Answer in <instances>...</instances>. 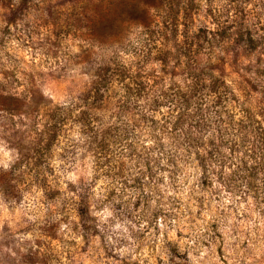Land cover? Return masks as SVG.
Instances as JSON below:
<instances>
[{
  "label": "clouds",
  "instance_id": "clouds-1",
  "mask_svg": "<svg viewBox=\"0 0 264 264\" xmlns=\"http://www.w3.org/2000/svg\"><path fill=\"white\" fill-rule=\"evenodd\" d=\"M19 2L14 0L16 4ZM164 3L165 0H157L155 7H162ZM238 3L249 10L246 26L259 32L255 21H264V0H238ZM219 6L225 13L235 11L231 0H219ZM45 12L34 5L25 19L18 20L20 31L6 48L0 49V84L8 83L6 69L27 67L22 62L17 64L24 43L23 33L28 30L25 24L35 28ZM136 24L142 30L145 28L142 22L136 21ZM75 28L87 32L89 26L76 24ZM16 35L20 36L19 40ZM122 38V32L95 35L88 45L92 50L87 54L75 45L66 49L60 62L49 65L46 75L35 81V99H31V105L46 104L53 98L50 83L55 76L47 75L52 73L71 85L68 92L55 97L57 103L64 111L75 110L78 101L74 90L101 78L115 60V57H104V50L111 46L113 53L120 51ZM7 51L13 58L5 56ZM217 51L223 55L222 50ZM24 55L31 56L30 50ZM240 70L255 85L256 95L264 99V59L256 54ZM29 106L22 103L20 112H16L0 104V113L9 117L0 123V253L10 264H26L22 254L29 249L35 253L37 264H124L132 259L144 264L145 258L149 264H156L157 259L162 264H264V170H258L255 187H249L247 178L237 179L235 183L230 180L233 172L239 176L240 157L251 152L254 132L247 139L243 134L234 135V140L243 141L245 146L234 157L236 163L224 169L223 179L219 164L209 161L207 178L211 187L204 188L200 185L204 174L201 165L184 143L186 135L198 137L201 133L196 129L173 133L170 127L167 131L160 127L152 130L145 125L132 129L131 120L127 124L121 121L122 126L129 127L128 143L133 145L135 155L129 157L127 154L132 150L124 145L120 151L114 150V163L126 161L129 184L135 176L142 178L141 187H124L103 175L104 170L98 167L100 161L91 150L96 136L112 121L96 123V133L86 131L82 122L75 121L70 124L71 134L65 136L48 165L38 170L37 178V172L29 166L33 146L17 134L28 123L22 113ZM160 111L167 113L169 109ZM212 136L213 132H208L203 138ZM223 152L230 155L228 147ZM245 159L249 165L260 163L259 157ZM147 164L151 165V179ZM44 177L59 189L58 195L50 193ZM113 190L116 195L109 199L108 194ZM137 199L141 200L139 209L135 208ZM197 199L203 200L204 218L192 217ZM89 201L91 207L87 208L86 219L81 218L77 224L75 209L79 205L87 207ZM84 223L90 227L85 229ZM212 223L219 226L217 231L222 240L212 230ZM181 231L185 235L178 237ZM53 237L57 249L49 248ZM38 241H45L43 247ZM176 243L180 245L178 252L185 256L183 260H178L171 251ZM221 245L225 249L223 258L217 253Z\"/></svg>",
  "mask_w": 264,
  "mask_h": 264
},
{
  "label": "rangeland",
  "instance_id": "rangeland-1",
  "mask_svg": "<svg viewBox=\"0 0 264 264\" xmlns=\"http://www.w3.org/2000/svg\"><path fill=\"white\" fill-rule=\"evenodd\" d=\"M156 4L157 0H40L39 3L37 0H20L19 4L14 3V0H0V49L6 48L12 37L20 31L18 20L25 19L34 5L36 9L46 10L42 18L37 20L35 28L25 24L28 30L23 33L24 43L18 53L17 64L22 62L27 67L6 69L4 75L8 83L0 84V104L15 109L16 112H20L22 103L30 105L22 113L28 123L21 130H17V134L26 138L33 146L29 155V166L37 172V178L38 170L48 165L63 144L65 136L71 134L72 122L79 121L85 126L90 123L94 129L86 131L95 133L96 123L110 120L112 123L103 131L108 139L103 150L106 158L101 161V164L105 162V166L101 168L104 170L103 175L119 181L124 187H141L140 176L133 177L132 184L128 183L129 169L126 161L114 163V150L120 151L126 145L132 150L127 155H135L133 145L128 143L131 137L129 127L139 129L141 125H145L152 130L155 127L162 128L167 119L165 117L172 115L170 118L173 120L178 112L187 111L191 118L194 116L197 119L204 113L216 121V125L206 129L197 128L201 135L193 138L200 139V144L193 142L196 148L190 149L199 162L196 149L211 151L213 147H218L217 151L213 149L216 159L212 163L219 164L221 179L224 169L231 168L236 163L234 157L239 148L245 146L243 141H235L234 135L243 134L247 139L250 132L255 133L251 152H245L240 157L239 176L236 172L230 176L232 183L237 179L247 178L249 187H255L258 170H264V99L256 95L255 85L244 78L243 71L238 69L246 67L256 54L264 59V47H261L264 45V21H255L259 25V32L246 26L249 22V10L240 5L238 0H231L235 11L227 13L222 11L219 0H165L163 6L158 8L155 7ZM136 21L142 22L145 28L140 29ZM76 24L88 25L89 29L87 32L78 31ZM202 29L208 30V38L196 37ZM120 32L123 33L120 51L113 53L109 46L102 54L108 58L115 57V60L107 68L108 91L102 89L104 97L101 100L96 102L94 94L91 93L96 81L95 84L84 83L74 90L78 101L76 109L62 110L55 97L68 92L71 85L58 75L47 73L55 76L50 83L54 96L49 103L31 105V99H35V81L46 75L49 65L60 62L66 49L75 45L87 54L92 50L88 45H91L93 36ZM15 38L19 40L20 36L16 35ZM77 41L81 43L76 44ZM217 49L222 50L223 55ZM28 50L31 56L24 55ZM5 56L13 58L10 51L5 52ZM122 71L126 73V80L120 74ZM104 73L105 71L102 75ZM216 80L219 81L214 87ZM134 81L144 82L147 87L140 98L130 104V108L124 109V85L133 84ZM155 99L159 103L150 107ZM140 101L145 103L141 105ZM93 104L99 110L96 116L92 111L88 116V110L92 109ZM162 108H168L169 111L161 113ZM141 117L143 120L140 121ZM191 118L187 120L186 127L193 121ZM7 119L8 116L0 113V123ZM128 120L132 122L129 127L121 125V121L127 124ZM167 124L172 127V121ZM208 132H213V147L210 144L211 138H203ZM100 138L101 136L99 140ZM225 147L230 149V155L223 152ZM91 150L95 151L93 144ZM198 153L202 157L206 155L204 150ZM245 157H259L260 163L249 165ZM146 167L149 178H153L151 165L147 164ZM201 170L204 174L200 178V185L204 188L211 187L207 178L208 171H204L202 167ZM43 179L47 182L46 177ZM47 186L53 196L59 194V189L53 187L51 182H47ZM108 195L111 199L116 191L113 190ZM140 204L141 200L137 199L135 208L139 209ZM88 207H91V201L88 202L86 208ZM203 208V200L197 199L192 217L204 218L201 211ZM78 209L79 206L75 209L78 213L76 223L80 224L81 218L86 219V215L80 214ZM89 227V223H84L85 229ZM218 227L215 223L211 224L217 238L222 240V235L217 231ZM184 235L183 231L177 234L178 237ZM38 243L43 247L45 241ZM179 247V243H176L171 251L178 260H183L185 256L178 252ZM49 248L57 249L54 237ZM17 251L19 252L18 249ZM217 253L223 258L225 249L222 245L217 248ZM22 256L26 264H37L35 253L31 249ZM0 264H10L2 253ZM124 264H140V260H126ZM144 264H149L146 258ZM156 264H162V261L157 259Z\"/></svg>",
  "mask_w": 264,
  "mask_h": 264
},
{
  "label": "trees",
  "instance_id": "trees-1",
  "mask_svg": "<svg viewBox=\"0 0 264 264\" xmlns=\"http://www.w3.org/2000/svg\"><path fill=\"white\" fill-rule=\"evenodd\" d=\"M208 33L209 32H208L207 29H202V30H199V34H197L196 37L198 39H201V38H205L206 39V38H208V36H207ZM187 47H189V44L187 45ZM120 74H121V76H123L124 80H126L125 79V78H127L126 77V73H123V71H122V72H120ZM211 76L213 77V75H211ZM107 77H108V70L105 71L104 75H102V78H100L98 81H96V85H94V87L91 90L92 92L90 91L91 93L94 94V98H95L96 102L98 100H101L104 97V94L102 93V89H104V91H108V89H107V87H108ZM218 81L219 80H216L214 82V87H216V83ZM146 87H147L146 83H144V82L136 83L135 81H134L133 84L127 83L126 85H124V88H125V91H126L125 92V96H124V100L122 98V102H123L122 106L124 107V109L130 108V104L135 102L136 99L140 98L142 92L146 89ZM158 103H159V101L157 99H155L154 103L150 104V107H153V106L157 105ZM94 104L92 105V109L88 110V113H89L88 116L91 115L90 114L91 111L93 112V115L96 116V112L99 110V108L98 107H94ZM84 115L86 116V121H87V112H85ZM171 116L172 115H169L168 117H165L167 119L164 121V123H163L164 125L162 126V128H164V129L167 128L168 129L169 126H168L167 123L172 121V127L170 129H171V131L173 133H178V132H182V131L187 133V132H190L192 130V128L193 129L196 128V130H197V128L206 129L209 126L216 125V121L214 120V118H212L210 115H206L204 113H202L197 119L194 116H192L193 118H191L190 114L187 113V111L178 112L175 115L173 120H172V118H170ZM190 118L193 121H191L186 127L185 124H186L187 120L190 119ZM141 120H143L142 117H141L140 121ZM136 123L139 125L137 120H136ZM57 126H58V123H56V128H57ZM156 128L157 127H155L154 129H156ZM85 129L86 130L88 129V130L92 131L94 129V127H92L90 125V123H88V125L85 126ZM100 136H101V138L99 140ZM106 141H108L107 134H106V132H102L100 135L98 134L96 136V138H95V140L93 142L94 150H95L94 152H95L96 156L98 157V160L100 161L99 164H98V167L100 169L103 166H105V162H103L101 164V161H102L103 158H106V156H104V154H103V150L105 149L104 144L106 143ZM199 141H200V139H198V138H193V136L186 135L184 143L188 144L189 148H192V147L194 148L196 143L200 144ZM193 142H195V144ZM210 144L212 145V147L215 146L214 145L215 143H214L212 138L210 139ZM100 148H102V149H100ZM216 148L213 147V149L217 151L218 147H216ZM198 149H199V151L205 150L204 148H198ZM198 149H196V152H197V154H198V156L200 158V160H199L200 165H201V167H202V169L204 171H208L207 169H209V161H211V163L214 162L215 159H216V157H215L216 154H215L213 149L211 151L206 149V151H204V152H206V155H203V157H202L198 153L199 152ZM99 150H102V152L99 151ZM170 163H174V161H170ZM79 208L80 209H78V211L80 210V214L85 216L86 212H87V208L83 207L81 205H79Z\"/></svg>",
  "mask_w": 264,
  "mask_h": 264
}]
</instances>
